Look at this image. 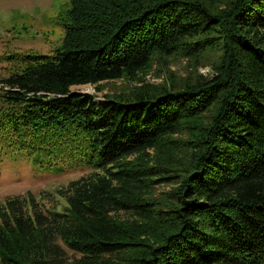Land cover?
Wrapping results in <instances>:
<instances>
[{
    "label": "trees",
    "instance_id": "obj_1",
    "mask_svg": "<svg viewBox=\"0 0 264 264\" xmlns=\"http://www.w3.org/2000/svg\"><path fill=\"white\" fill-rule=\"evenodd\" d=\"M62 24L8 57L0 153L90 172L62 208L0 202V264H264V0H70Z\"/></svg>",
    "mask_w": 264,
    "mask_h": 264
},
{
    "label": "rangeland",
    "instance_id": "obj_2",
    "mask_svg": "<svg viewBox=\"0 0 264 264\" xmlns=\"http://www.w3.org/2000/svg\"><path fill=\"white\" fill-rule=\"evenodd\" d=\"M69 5L70 0H0V79L9 73L12 63L8 57L13 54L51 55L62 45V22ZM185 65V58H173L168 66L171 70L182 72L179 68ZM156 69L154 65L147 74L140 76V80L144 83L161 82L167 74L165 71L157 74L159 70ZM207 71V68L202 69L203 73ZM134 85L135 82L130 83L123 78L97 85H77L72 89L92 94L97 101H102L109 93H124ZM1 88L0 84V94ZM57 164L47 166L34 157L0 153V202L8 195H22L31 191L41 200L43 196L50 197L51 202L44 200L48 206L64 207L65 200L55 190L90 171L73 168L69 163ZM168 188L165 184L158 186L156 195L163 196L164 190Z\"/></svg>",
    "mask_w": 264,
    "mask_h": 264
}]
</instances>
